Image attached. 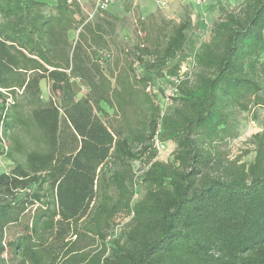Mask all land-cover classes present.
Returning a JSON list of instances; mask_svg holds the SVG:
<instances>
[{
    "label": "trees",
    "instance_id": "trees-1",
    "mask_svg": "<svg viewBox=\"0 0 264 264\" xmlns=\"http://www.w3.org/2000/svg\"><path fill=\"white\" fill-rule=\"evenodd\" d=\"M80 14L76 0H0V156L12 162L0 175L12 198L0 200V264H264L262 156L225 168L216 148L232 108H264V0L215 24L169 113L148 81L183 50L190 19L140 20L145 40L108 74L102 52L118 18L77 28ZM75 79L87 86L81 98ZM157 139L175 145L172 161L158 159ZM118 216L130 221L108 241ZM89 235L101 249L77 253L73 238Z\"/></svg>",
    "mask_w": 264,
    "mask_h": 264
},
{
    "label": "rangeland",
    "instance_id": "rangeland-1",
    "mask_svg": "<svg viewBox=\"0 0 264 264\" xmlns=\"http://www.w3.org/2000/svg\"><path fill=\"white\" fill-rule=\"evenodd\" d=\"M76 1L81 7V14L77 16V28L82 27L83 24L96 23L107 14L118 18L114 40L109 39V47L102 52V66L107 73L109 69L114 68V64L123 59L122 50L145 40V33L140 32V20L147 22L146 28L152 29L160 28L162 18L176 22L190 19L188 40L183 50L169 62L163 72L153 75L152 80L148 81V91L154 95L155 102L165 113L171 112L176 107L173 99L177 94L175 86L181 81L188 84L194 82L199 72L195 54L200 51L203 44L211 40L215 24L229 13L240 15L245 6V0H110L107 6L99 5L98 0ZM152 15H156V18H150ZM79 31L80 29H75L70 33V41L73 44L77 40ZM136 69L142 76L145 75L144 71L137 67ZM72 86L78 98L87 93L86 83L82 80H73ZM41 89L43 99L48 100L49 90L46 81L41 82ZM104 107L109 114H112L111 109ZM231 113V131L226 136L225 144L216 145L222 153L225 168H231L234 161H237V165L252 164L258 154L262 156L264 164V108H255L249 112L232 108ZM255 136L259 137L255 138ZM158 159L170 162L173 156L171 152L163 150L160 153L158 150ZM11 164L12 162L5 156H0V175L9 172ZM143 168V162L133 164L134 202H137L144 194V186L140 180ZM219 171L222 172L223 169ZM3 190L0 188V200L6 202L12 200L10 194ZM129 221V218L118 216L109 230L108 241L121 238ZM16 230L11 229V236ZM73 239L77 241V253L94 254L102 247L100 239L94 236L89 235L81 240L75 237Z\"/></svg>",
    "mask_w": 264,
    "mask_h": 264
},
{
    "label": "built area",
    "instance_id": "built-area-1",
    "mask_svg": "<svg viewBox=\"0 0 264 264\" xmlns=\"http://www.w3.org/2000/svg\"><path fill=\"white\" fill-rule=\"evenodd\" d=\"M110 2V0H98L99 5L101 6H107V4ZM174 144L172 142H161L160 140H156V148H158V150L160 151V153L164 151H168L169 153L171 152V154L173 153L174 149H173ZM172 147V148H169Z\"/></svg>",
    "mask_w": 264,
    "mask_h": 264
}]
</instances>
